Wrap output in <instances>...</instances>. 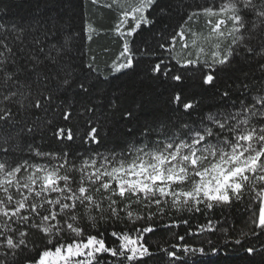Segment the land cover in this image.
<instances>
[{"label":"snow or ice","instance_id":"snow-or-ice-1","mask_svg":"<svg viewBox=\"0 0 264 264\" xmlns=\"http://www.w3.org/2000/svg\"><path fill=\"white\" fill-rule=\"evenodd\" d=\"M113 3L122 9L115 31L123 39V62H114L112 71L134 68L139 55L150 60L146 74L182 81L183 75H171L157 51L133 46L144 26L181 9L179 30L169 36L164 30L158 33L163 41L158 48L167 58L175 59L172 45L182 43L187 49L186 36L200 35L191 25L203 17L209 38L216 40L208 52L197 49L196 58L185 59L181 68L202 65L203 83L212 84L217 71L236 61L254 64L261 79L250 83L249 74L243 75L238 86L250 100H240L239 107L233 102L195 119L146 120L126 129L133 142L125 139L119 150L73 152L66 146L75 139L73 130L55 128L49 116L71 119L69 93L85 113L95 114L99 107L93 100L95 85L89 82L97 71L94 59L85 64L83 53L76 55L83 32L72 30L70 21L56 11L55 0L28 16H12L10 5L0 8V264H17L21 254L23 264H144L154 255L147 235L165 219L169 228L188 226L199 214L207 226L197 225L195 232L188 227L178 237L181 243L163 249L173 264H194L198 255L209 253L203 244L183 243L186 237L216 231L221 222L214 226L209 213L234 204L252 209L258 202V219L253 212L242 235L257 240L264 235V0ZM151 57L156 58L154 64ZM204 67L211 71L205 74ZM220 95L227 100L230 90ZM173 100L181 102V94ZM196 107L191 101L183 103L189 116ZM106 110L125 121L136 119L115 97ZM88 123L94 126L80 140L99 146V121L90 117ZM49 129L64 148L42 150ZM221 247L227 245L208 241L211 255L219 254ZM242 251L250 258L248 264H264V242Z\"/></svg>","mask_w":264,"mask_h":264},{"label":"trees","instance_id":"trees-1","mask_svg":"<svg viewBox=\"0 0 264 264\" xmlns=\"http://www.w3.org/2000/svg\"><path fill=\"white\" fill-rule=\"evenodd\" d=\"M53 0H0V8L10 5L12 16H28L35 14L37 9H43L45 5H50ZM57 4L56 11L59 12L66 21H70L71 28L76 33L83 32L82 46L76 52L77 56L83 53L85 64L94 59V71L89 79V82L95 85L93 88V100L99 107L95 114L85 113L76 98L72 93L68 94V99L73 103V115L68 122L63 121V117L49 116L54 122V127L71 128L74 132L75 139L67 142L68 150L73 152H84L87 150H96L105 152L115 148L119 150V146L126 139L133 142L132 137L128 136L126 129L129 127L135 128L138 123H143L146 120L154 118L164 119L182 116L184 119H195L198 115H203L208 112L222 109L233 102H236L239 107V101L249 99L245 93L239 89V81L245 73L249 74L250 83H256L261 79L259 72L255 71L254 64H243L233 62L229 68L217 71L216 79L212 84H205L201 78L200 64L188 66L187 70L181 68V64L185 59L191 57L196 58L197 49L203 47L205 52H208L211 43L215 42L216 38H209L208 29L205 27L203 17L198 22L195 20L191 25V31L200 34L186 36L187 49L182 43L172 45L174 51L171 56L175 59H169L168 53L163 49H159V43L163 42L158 33L162 30L165 36L179 30L181 16L183 11L176 9L168 18L161 21L157 18V22L149 27L144 26V29L135 34L134 47L143 49L147 46L149 49L157 51L161 58L165 59L167 67L172 69L171 75L178 73L183 75L182 81H173L171 76L167 79L163 74L158 77H153L146 74L145 66L150 62L147 57L137 56V62L132 69L124 70L123 72L112 71L114 62H123L120 57L122 51L123 39L115 31V26L118 20L120 9L113 3V0H55ZM191 3L192 0H187ZM175 3H180V0H175ZM111 5V7H110ZM127 30V26L125 27ZM89 34L91 39H89ZM195 40V47L193 41ZM80 42H78L79 44ZM156 58L151 57V63H155ZM79 63V60H77ZM205 74L211 69L203 68ZM230 90V96L227 100L222 99L220 93L225 89ZM176 93L182 96L181 102L177 103L173 100ZM115 97L121 104L122 109L131 110L136 119L125 121L119 114L113 115L106 110L107 102ZM191 101L194 105H198L195 111H192L190 116L185 114L183 103ZM59 103V101H57ZM98 120L101 129V143L99 146L91 143L82 144L80 137L84 135L86 129H90L88 121ZM49 129L44 136L42 142V150L49 151L56 148H64V144H57L56 140L51 136ZM37 143L41 141L39 136L36 138ZM255 212L258 219L259 205L258 202L253 203L252 209L246 208V204H234L231 208L225 207L221 209L217 207L214 212L209 213L215 226L216 221H220L219 228L216 231H205L202 235L186 237L183 243L193 244L196 247H205L208 255L195 258L194 264H248V258L243 253L242 249L249 245L260 247L261 242H264V235L260 236L259 240L253 239L251 236H243V232L248 231V226L251 224V217ZM189 214L184 213L185 218ZM169 221L164 220L162 225H159L158 230L147 235L146 242L154 253L151 257L144 261V264H173L170 257L163 251L165 248H171L173 244L181 243L178 240L179 236H184L191 227L195 232L197 225L207 226V219L203 215H194L191 218L190 224L185 226L167 227ZM225 232H230L231 236L225 235ZM240 239L241 245H235V240ZM208 241H212L214 245H227L221 247L220 253L211 255L208 248ZM231 241V242H229ZM178 255L183 256L184 253L177 250ZM227 253V254H225ZM24 256L20 255L17 264H23ZM189 264H193L189 261Z\"/></svg>","mask_w":264,"mask_h":264}]
</instances>
